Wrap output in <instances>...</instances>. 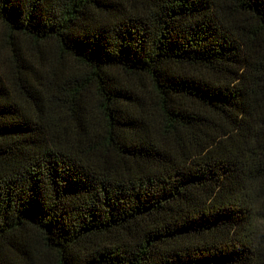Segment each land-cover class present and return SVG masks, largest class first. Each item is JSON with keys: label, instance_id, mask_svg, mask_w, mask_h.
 Instances as JSON below:
<instances>
[{"label": "trees", "instance_id": "16d2710c", "mask_svg": "<svg viewBox=\"0 0 264 264\" xmlns=\"http://www.w3.org/2000/svg\"><path fill=\"white\" fill-rule=\"evenodd\" d=\"M0 264H264V0H0Z\"/></svg>", "mask_w": 264, "mask_h": 264}]
</instances>
